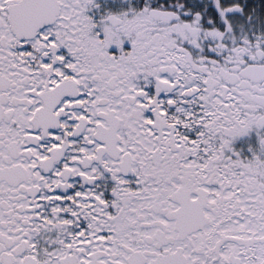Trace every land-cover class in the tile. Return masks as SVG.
Wrapping results in <instances>:
<instances>
[{
  "label": "snow or ice",
  "instance_id": "6c2138e0",
  "mask_svg": "<svg viewBox=\"0 0 264 264\" xmlns=\"http://www.w3.org/2000/svg\"><path fill=\"white\" fill-rule=\"evenodd\" d=\"M0 264H264V0H0Z\"/></svg>",
  "mask_w": 264,
  "mask_h": 264
}]
</instances>
